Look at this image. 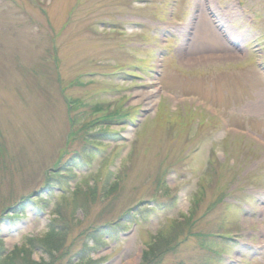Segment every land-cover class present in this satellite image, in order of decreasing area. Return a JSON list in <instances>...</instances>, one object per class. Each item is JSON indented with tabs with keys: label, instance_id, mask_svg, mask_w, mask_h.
I'll list each match as a JSON object with an SVG mask.
<instances>
[{
	"label": "rangeland",
	"instance_id": "rangeland-1",
	"mask_svg": "<svg viewBox=\"0 0 264 264\" xmlns=\"http://www.w3.org/2000/svg\"><path fill=\"white\" fill-rule=\"evenodd\" d=\"M57 210L54 260L29 238ZM25 257L264 264V0H0V264Z\"/></svg>",
	"mask_w": 264,
	"mask_h": 264
},
{
	"label": "trees",
	"instance_id": "trees-1",
	"mask_svg": "<svg viewBox=\"0 0 264 264\" xmlns=\"http://www.w3.org/2000/svg\"><path fill=\"white\" fill-rule=\"evenodd\" d=\"M74 106H73V103L72 104H70V109H72ZM74 109V108H73ZM111 114V113H110ZM112 114L116 117V118H118V119H125V118H127L128 116H130L129 115V113L128 112H125V111H123V108H119V109H116L115 111H113L112 112ZM103 118H105L106 120H110V119H108L107 117H103ZM71 122H72V128L73 129H75L76 128V126L79 124V122H80V119L78 118V117H72L71 118ZM73 129H72V132H71V134H73L74 135V131H73ZM78 129H75V131H77ZM84 155L83 154H81V155H77V153H76V158L75 157H73V160L74 161H76V164L79 162L77 159H83V158H86V157H83ZM86 156H89L88 154H86ZM76 159V160H75ZM72 160V161H73ZM83 162V163H82ZM82 162H80L78 165H79V168H83V166L85 165V164H88L87 162H84V161H82ZM72 172H73V169L72 168H70L69 169V171L67 172L66 171V173L65 174H60L59 176H69V175H71L72 174ZM68 174V175H67ZM96 191V189H91L90 190V193L92 194V196H97L98 194H97V192H95ZM93 199V198H92ZM94 200V199H93ZM55 212V211H54ZM57 212H58V214L61 216H59L61 219H64V221L61 223V224H56L58 221H52L51 222V224H50V226H49V228H48V230H47V232L45 233V236H43V237H35V238H29V242H32L33 244L34 243H36V246H39L40 248H42L43 250H45V252L48 254V255H50V258H52V259H54L55 260V253L54 252H56V251H58L63 245H64V242H65V238H66V235H67V227L69 228V222H71V221H69V220H67L66 218H65V215L63 216L62 214H61V212L60 211H58L57 210ZM63 217V218H62ZM70 219H71V215H70ZM69 221V222H68ZM65 222H67V223H65ZM59 228H58V227ZM67 226V227H66ZM191 226V225H190ZM58 228V229H57ZM94 230H99V228H96V229H94ZM191 232H192V228L190 227V228H188L187 229V235H186V237L183 239V241L184 240H187L190 236H191ZM94 236V235H93ZM171 241H174V239H171ZM171 241H168V242H171ZM161 245H163V244H161ZM161 245H158V246H156V245H154V243H152V244H150V247H152L148 252H145V256H144V259L145 260H147L148 258L150 259V260H153V258H154V256L156 255L157 256V254L158 253H160V252H162V251H160V252H158L159 251V247H161ZM176 247V245H173V249ZM168 248H171V247H168ZM168 248L166 249V251L168 250ZM164 250V249H163ZM158 252V253H157ZM18 255V253H13V254H11V257H12V259H14L16 256ZM16 258H18V256L16 257ZM82 258H84V256L83 257H81L80 259H82ZM24 262H25V264H32L30 261H29V259L27 258V257H25V259H24ZM9 264H14L13 262H9ZM47 264H50V263H47ZM69 264H83V262H79V263H76L75 261H72L71 263H69ZM148 264V263H147Z\"/></svg>",
	"mask_w": 264,
	"mask_h": 264
}]
</instances>
